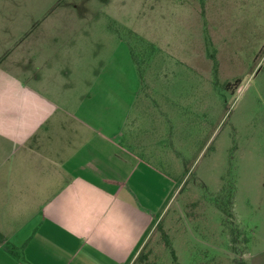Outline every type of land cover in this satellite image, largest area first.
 Masks as SVG:
<instances>
[{
  "label": "rangeland",
  "instance_id": "rangeland-1",
  "mask_svg": "<svg viewBox=\"0 0 264 264\" xmlns=\"http://www.w3.org/2000/svg\"><path fill=\"white\" fill-rule=\"evenodd\" d=\"M101 16L75 52H99L102 102L107 71L137 89L117 145L160 175H144L157 224L133 264H264V0H114Z\"/></svg>",
  "mask_w": 264,
  "mask_h": 264
},
{
  "label": "crops",
  "instance_id": "crops-1",
  "mask_svg": "<svg viewBox=\"0 0 264 264\" xmlns=\"http://www.w3.org/2000/svg\"><path fill=\"white\" fill-rule=\"evenodd\" d=\"M113 1L0 0V264H133L157 224L159 173L117 145L137 89L107 71L102 102L99 52H75Z\"/></svg>",
  "mask_w": 264,
  "mask_h": 264
},
{
  "label": "trees",
  "instance_id": "trees-1",
  "mask_svg": "<svg viewBox=\"0 0 264 264\" xmlns=\"http://www.w3.org/2000/svg\"><path fill=\"white\" fill-rule=\"evenodd\" d=\"M1 242H3V237H2V235L0 234V243ZM10 250H12V249H10Z\"/></svg>",
  "mask_w": 264,
  "mask_h": 264
}]
</instances>
